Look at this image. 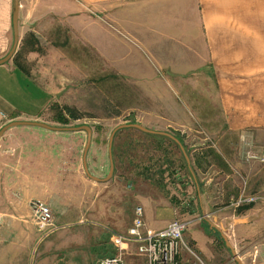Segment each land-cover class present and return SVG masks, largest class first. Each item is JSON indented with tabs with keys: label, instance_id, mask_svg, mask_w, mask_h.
<instances>
[{
	"label": "rangeland",
	"instance_id": "obj_1",
	"mask_svg": "<svg viewBox=\"0 0 264 264\" xmlns=\"http://www.w3.org/2000/svg\"><path fill=\"white\" fill-rule=\"evenodd\" d=\"M29 5L35 8L41 5V1L30 0L21 17V26L26 23V28L35 30L36 50L28 49L30 30L22 26L17 48L22 42L25 43L20 48L19 61L33 80L48 89L49 93L46 94L47 102L37 111L38 118L12 119L39 120L56 126L88 124L91 135L85 155L86 165L91 174L99 177L105 176L108 169V135L120 123L138 122L148 128L176 135L181 140L184 152H187L188 162L178 143L165 134L145 132L133 126L117 128L111 139V176L96 180L84 173L91 180V186H99L95 188L97 196L102 195L104 182L110 186V196L106 197L105 203L91 208V212L86 210V213L93 218L107 220L97 217L107 212L109 225L124 228L130 222L134 205L144 207L135 200L133 192L140 190L146 196L157 195L163 202H166L163 199L166 198L167 202L177 206L175 218L188 224L182 234L188 247L183 249L186 264H237L236 258L241 264L244 260L245 263L251 262L249 254L240 259V252L234 251L233 257L230 245L223 246L225 244L220 236L222 228L214 225L218 222L212 218L214 212L211 211L226 204L230 195V198H235L242 190L244 195L255 197L239 204L252 203L257 206V212L248 213L247 216H264V161L244 159L242 141L237 140L234 134L223 132L222 116L216 104L209 70L166 76L156 64L151 63L136 40L129 36L131 46L139 50L137 54L134 49L130 56L137 60L135 62H139L137 58L142 56L147 64L143 63L136 73L129 71V74L121 75L115 69L110 70V65L106 67L103 59L105 50L116 56L126 50L123 46L127 44H122L121 39L124 43L128 41L120 37L123 29L115 22H119V19L111 25L102 10L97 11L92 5L83 4L85 12L75 19L74 28L66 22L77 17L76 13L55 15L44 12L34 15L29 12L28 8H32ZM116 15L119 16V12ZM82 16L90 21H82ZM61 19L65 23H58ZM63 105L75 108L80 116L75 119L68 117L65 122L57 120L56 114ZM15 114V111H0V126ZM56 131L65 135H81L75 153L76 168L79 170L82 165L78 158L81 157L85 131L74 128ZM31 137L33 142L41 144L40 147L72 142L42 134H32ZM252 141L255 143L253 138ZM260 147H264V144ZM225 159L231 163V170L225 168ZM30 163L34 162L27 164ZM49 163L46 164L50 166ZM225 173L228 175L225 176ZM196 182L200 185L199 189ZM27 204L31 216H17L24 225L29 222L20 234L27 236L28 232L31 233L28 244L23 239L25 237L16 238V243L19 246L23 244L27 249L25 254H17L21 262L25 256L23 264H94L95 259L103 254L102 250H96V243L102 237L100 230L89 223L70 224L52 230L39 239L41 233L45 235L44 230L37 227L29 200ZM48 206L54 225L72 222L77 217L60 216L57 205ZM104 208H108L105 213ZM233 208L236 206H228L224 211H229V214L234 212L236 216H242L245 212ZM209 212L210 217L207 216ZM189 234L196 237V241ZM197 241L203 250H197L194 244ZM126 260L127 264H141L133 254H127ZM21 262L17 261L16 264Z\"/></svg>",
	"mask_w": 264,
	"mask_h": 264
},
{
	"label": "crops",
	"instance_id": "obj_2",
	"mask_svg": "<svg viewBox=\"0 0 264 264\" xmlns=\"http://www.w3.org/2000/svg\"><path fill=\"white\" fill-rule=\"evenodd\" d=\"M40 1L41 5L35 8L34 5H29L28 7H32L28 8L29 12L34 15L44 12L55 15L74 12L77 17L66 22L74 28L75 19H79L80 14L85 12L83 4L92 5L97 11L102 10L111 25L114 20L119 19V22L115 21L123 29V34L119 35L128 41L124 43L121 39L122 44L129 47L124 45L126 50L117 56L105 50L103 59L106 67L111 66L110 70L115 69L121 75L129 74V71L136 73L143 67V63L147 64L142 56L137 55L139 62H135L137 60L130 56L131 51L135 49L138 54L139 50L131 46L129 36L136 40L151 63L156 64L166 76L208 69L213 80L216 104L222 116L223 132L234 134L240 141L243 138L251 141V147L255 150L264 144V0ZM27 3L30 4V0H18L19 34L22 26L32 34L35 31L31 27L26 28V23L21 26V17ZM117 12L119 16L116 15ZM10 15L11 0H0V56L11 43ZM81 20L90 21L85 17ZM58 23L65 22L61 19ZM36 43L37 39L34 42L35 48ZM47 93L48 89L35 82L27 68L16 65L11 57L0 63V111L16 112L7 120L38 118L37 111L47 102ZM56 130L35 124H15L8 126L0 135V264L21 262L17 254L27 252L23 244L19 246L16 243V238L25 237L23 239H26L27 244L31 242L30 232L27 236L20 234L29 222L24 225L17 216H31L27 204L31 198L41 199L51 206L57 205L60 216H77L72 222H62L64 225L53 224L44 230L45 235L41 233L39 239L52 230L84 222L100 230L102 237L96 243L97 251L102 250L104 254L111 248L113 250L107 233V227H113L107 222L110 220L106 212L108 208H104V216H97L107 220L93 218L86 213V210L91 212V208L105 203L106 197L110 196V186L104 182L102 195H96L95 188L99 186H91V180L84 174L83 168H76L75 153L81 135L66 136ZM28 133L59 138L60 141L70 139L72 142L46 146L43 144L44 147H40L41 144L33 142L32 134ZM57 153L60 155H56ZM32 161L34 163L27 164ZM78 161L81 162L80 156ZM224 161L225 168L231 170V163L226 162L227 159ZM48 162L50 166L46 164ZM238 190L239 186L237 192ZM145 196L140 190L133 192L135 200L144 204L143 216L148 226L158 228L176 217L177 206L167 202L166 198H163L166 201L163 202L157 195ZM230 197L231 195L226 204L211 211L214 214L209 212L207 216L213 215L212 218L219 224L214 225L222 228V234L226 235V241L228 239L229 242L225 244L221 237L225 244L223 246L230 245L231 253L240 252V259L249 254L251 262L245 263L244 260L243 264H264V216H247L248 213L257 212V206L252 203L242 209L240 207L248 203L238 204L233 208L245 210L242 216L225 212L228 206H233L229 204ZM152 199L155 201L150 202ZM190 237L196 241V237ZM104 239L107 245L106 241L102 243ZM194 244L198 251L203 250L199 241ZM137 258L142 264V258ZM178 258L179 264H186L184 250L180 251ZM24 259L20 264H23ZM127 262L128 260L126 264Z\"/></svg>",
	"mask_w": 264,
	"mask_h": 264
},
{
	"label": "built area",
	"instance_id": "obj_3",
	"mask_svg": "<svg viewBox=\"0 0 264 264\" xmlns=\"http://www.w3.org/2000/svg\"><path fill=\"white\" fill-rule=\"evenodd\" d=\"M241 141L244 159L264 161V147L255 150L249 140L243 138ZM254 197L246 196L239 190L235 198H230L229 204L236 206L241 201H249ZM29 206L38 228L47 230L53 226L51 210L47 203L38 198H31ZM186 225V221L172 218L161 227L148 226L144 220L142 206L136 204L132 209L130 223L124 229L107 227L108 240L114 252L98 256L94 264H126V255L130 253L141 257L142 264H179L180 251L188 249L182 236Z\"/></svg>",
	"mask_w": 264,
	"mask_h": 264
},
{
	"label": "water",
	"instance_id": "obj_4",
	"mask_svg": "<svg viewBox=\"0 0 264 264\" xmlns=\"http://www.w3.org/2000/svg\"><path fill=\"white\" fill-rule=\"evenodd\" d=\"M10 21H11V32H12L11 43H10V46L7 49V51L3 55L0 56V63L8 60L11 57L12 53L15 50L16 44H17V39H18V30H17L18 0H11ZM15 124H35V125L44 126L46 128H49V129H66V128L83 129L85 131V140H84V144L82 146V152H81L82 168H83V171L85 172V174L87 176H89L93 179H96V180H105V179L109 178L112 174L113 161H112V157H111V139H112V136L114 134V131L120 127L133 126V127H136L142 131H145V132L162 133V134H165V135L171 137L175 142L178 143L180 149L183 152V155L185 156L186 162H188L186 153L184 152L183 147L181 146V143L177 140V138L175 136H173L169 132L151 129V128H148V127H146V126H144L138 122H124V123H120V124H117L116 126H114L108 135V139H107L108 169H107L105 176L99 177V176L91 174L88 171V168L86 165L85 155H86L87 147H88L89 142H90V135H91V128L88 124H79V125H74V126H56V125H51V124H48V123H45V122L39 121V120L11 119V120H8L7 122H5L4 124H2L0 126V135L3 132V130L6 129L8 126L15 125ZM221 237L223 238L225 244H227L225 236L223 234H221ZM232 256L235 257L234 252H232ZM236 263L241 264V262L237 258H236Z\"/></svg>",
	"mask_w": 264,
	"mask_h": 264
},
{
	"label": "trees",
	"instance_id": "obj_5",
	"mask_svg": "<svg viewBox=\"0 0 264 264\" xmlns=\"http://www.w3.org/2000/svg\"><path fill=\"white\" fill-rule=\"evenodd\" d=\"M29 33V40H28V46L29 48L28 49H36L34 47V42H36V38L33 36V34L31 32H28ZM25 42H22L18 48L15 49V51L13 52V54L11 55V58L12 60L14 61V63L16 65H18L19 67L25 69V67H23L24 65L20 63L19 61V56L21 55V51H20V48H23V45H24ZM23 65V66H22ZM80 115L76 112L75 108L73 107H70L68 105H63L57 112L56 114V119L57 120H60L61 122H65L66 119L69 118H78ZM165 136V135H164ZM178 141L181 143V140L176 136L174 135ZM185 153L187 154L186 150H185ZM190 167V171L192 172V168L190 166V164L188 165ZM196 186L197 188L199 189L200 188V185L196 182ZM250 203L248 204H244L242 205L240 208H245L249 205ZM114 251L112 250V248L109 250V252H106L104 254H112ZM103 255V254H102Z\"/></svg>",
	"mask_w": 264,
	"mask_h": 264
}]
</instances>
